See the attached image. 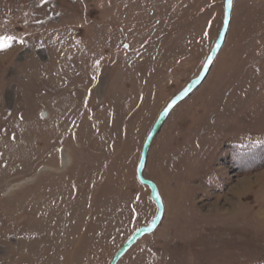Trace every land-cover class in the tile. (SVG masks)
I'll list each match as a JSON object with an SVG mask.
<instances>
[{
    "label": "rangeland",
    "instance_id": "obj_1",
    "mask_svg": "<svg viewBox=\"0 0 264 264\" xmlns=\"http://www.w3.org/2000/svg\"><path fill=\"white\" fill-rule=\"evenodd\" d=\"M227 1L0 0V264H112L159 206L116 264H264V0Z\"/></svg>",
    "mask_w": 264,
    "mask_h": 264
},
{
    "label": "water",
    "instance_id": "obj_2",
    "mask_svg": "<svg viewBox=\"0 0 264 264\" xmlns=\"http://www.w3.org/2000/svg\"><path fill=\"white\" fill-rule=\"evenodd\" d=\"M227 5H228V8H230V4L228 3V1H227ZM227 21H229V17L227 18ZM227 29V26H226V28H225V31H224V33L221 35V38H220V40H219V42H218V45L216 46V48H215V50L213 51V53H212V57H211V59L209 60V62H208V64L206 65V67H205V69H204V71H203V74H202V76L200 77V79L197 81L198 83H197V85L199 84V83H201L202 82V80H203V78H204V76H205V74H206V72H207V69H208V67L210 66V64L212 63V61L214 60V58H215V56H216V54H217V52H218V50L220 49V47L222 46V43H223V41H224V36H225V33H226V30ZM195 86V85H194ZM193 90V87H191L190 89H187L180 97H178L177 99H176V101H174V103H172L168 108H167V110L161 115V117H160V121L155 125V127H154V130H153V132H152V134L150 135V137H149V139H148V141H147V143H146V146H145V148H144V151H143V155H142V160H141V164H140V168H139V171H138V177H139V179H140V181L141 182H143L144 184H147V185H149L150 186V188H151V190H152V195H153V197L156 199V188H155V186L152 184V183H150V182H147V181H145L144 179H143V177H142V172H143V169H144V166H145V162H146V159H147V155H148V151H149V149H150V146H151V144H152V141L154 140V138H155V136H156V134H157V132H158V130H159V127H160V125H161V123L163 122V120H164V118H165V116L179 103V102H181V101H183L190 93H191V91ZM160 207V213H159V215H158V218L156 219V221L154 222V224H153V226L151 227V228H149V229H146V230H142V231H140V232H138L137 234H136V236L132 239V241L128 244V245H126L125 246V248L123 249V251L116 257V259L113 261V263L112 264H116L117 262H118V260L120 259V257L123 255V253L136 241V240H138L140 237H142L143 235H145V234H147V233H151V232H153L154 231V229L156 228V226H157V224L159 223V221L161 220V217H162V207L161 206H159Z\"/></svg>",
    "mask_w": 264,
    "mask_h": 264
},
{
    "label": "snow or ice",
    "instance_id": "obj_3",
    "mask_svg": "<svg viewBox=\"0 0 264 264\" xmlns=\"http://www.w3.org/2000/svg\"><path fill=\"white\" fill-rule=\"evenodd\" d=\"M228 3L230 4L231 0H228ZM11 39H12L11 37H6L3 42H0V47H7L8 46L7 41Z\"/></svg>",
    "mask_w": 264,
    "mask_h": 264
}]
</instances>
